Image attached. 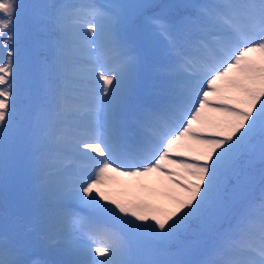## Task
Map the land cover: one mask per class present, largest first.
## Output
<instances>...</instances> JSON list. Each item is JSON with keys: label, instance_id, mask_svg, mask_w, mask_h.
I'll return each mask as SVG.
<instances>
[{"label": "snow or ice", "instance_id": "6c2138e0", "mask_svg": "<svg viewBox=\"0 0 264 264\" xmlns=\"http://www.w3.org/2000/svg\"><path fill=\"white\" fill-rule=\"evenodd\" d=\"M136 7L146 98L118 14L0 0V264H264V0Z\"/></svg>", "mask_w": 264, "mask_h": 264}, {"label": "rangeland", "instance_id": "374dc122", "mask_svg": "<svg viewBox=\"0 0 264 264\" xmlns=\"http://www.w3.org/2000/svg\"><path fill=\"white\" fill-rule=\"evenodd\" d=\"M25 0H21V3L24 2ZM29 3H26L25 5H29V4H33V3H50V2H55V3H62V2H66V0H29ZM74 2V0L72 1ZM94 2L98 5L104 6L107 9H109L110 11L118 14L121 17L122 23H121V30L125 33H132V37L134 39V41L139 40L140 38H142V40H144V42H146V44H148L150 46V48L153 50V52L155 54H157V59L155 61H152L150 63L151 66L148 67V70L150 72L151 79L148 82V89L151 88V86L154 83L155 80V73H154V69H155V65L159 66L163 61L164 58H160L161 56H163V51L165 49L166 46V41L165 39L160 36L157 32H154L155 29H153V31L150 30L147 31V27L146 24L148 23L145 19V16H143L141 18V22L137 23V19L140 18V16L138 14H140V10L136 7L137 5H139V3L141 2V0H94ZM205 2V0L199 1V0H171L172 4H185V5H195V4H200ZM130 5L135 7L137 9V19L133 20L128 18V13L130 11ZM158 12L160 10H157ZM177 11V10H172ZM167 12H170V10H167ZM171 17V16H170ZM149 28H152L151 25ZM125 33V34H126ZM139 45L142 46V43H137L136 47H138L139 49ZM164 57V56H163ZM43 58V54L41 55V59ZM154 64V65H153ZM147 93V91H144V93ZM146 93L144 94V97L146 96ZM4 191V189L2 187H0V192ZM30 194L31 197V204L34 205L35 203V198H34V194L32 191V184L30 182V180L28 179V177L26 178V182L24 184H22V186H16L15 188L12 189V191H10V186L8 187V191H7V197L9 200L10 205L15 204L14 203V198L9 197L12 196V194H23V198H22V202L23 204L26 202V196L25 194ZM4 199V197H3ZM30 205V204H29ZM85 210L82 209L81 213L84 214ZM40 242V249L41 251H37V256H42L43 258L45 257V255H50L51 258H54L49 251L43 246V244ZM58 243H61V241H58ZM34 246L31 248L30 251L33 252L34 250ZM66 258V257H65Z\"/></svg>", "mask_w": 264, "mask_h": 264}, {"label": "trees", "instance_id": "16d2710c", "mask_svg": "<svg viewBox=\"0 0 264 264\" xmlns=\"http://www.w3.org/2000/svg\"><path fill=\"white\" fill-rule=\"evenodd\" d=\"M199 1H202V0H199ZM29 2H30L29 0H25L22 3L26 4V3H29ZM145 2H146V0H141V2L139 4H142V3H145ZM151 2L159 3V4H172L171 0H151ZM157 10H159V9H157ZM136 13H137V9L130 5V11L128 13V18L136 20L137 19ZM167 13H168V16L170 17V16L174 15L176 13V11L173 12L172 10H170V12H167ZM138 15L140 16V18L137 19V23L141 22V18L144 16V15H141V12Z\"/></svg>", "mask_w": 264, "mask_h": 264}]
</instances>
